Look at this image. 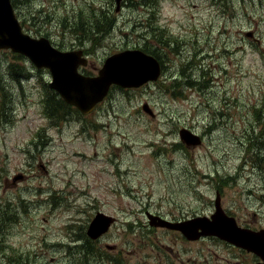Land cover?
Returning a JSON list of instances; mask_svg holds the SVG:
<instances>
[{
    "label": "rangeland",
    "instance_id": "1",
    "mask_svg": "<svg viewBox=\"0 0 264 264\" xmlns=\"http://www.w3.org/2000/svg\"><path fill=\"white\" fill-rule=\"evenodd\" d=\"M16 3L25 31L83 51L86 76L135 49L156 55L162 75L115 88L84 116L60 106L50 72L0 52V264H181L207 248L223 264L255 263L219 239L187 256L179 233L146 212L210 217L219 193L239 228L264 232V0ZM184 128L201 143H183ZM98 212L117 223L93 243Z\"/></svg>",
    "mask_w": 264,
    "mask_h": 264
},
{
    "label": "water",
    "instance_id": "2",
    "mask_svg": "<svg viewBox=\"0 0 264 264\" xmlns=\"http://www.w3.org/2000/svg\"><path fill=\"white\" fill-rule=\"evenodd\" d=\"M117 6L119 11L121 0H117ZM1 49H12L14 52L23 53L39 68H49L53 78L50 87L58 91L69 104L78 107L84 114L91 112L105 98L112 86L142 87L149 82L157 81L161 74L160 63L155 58L141 51H125L108 57L98 77H84L78 72L79 66L86 62L82 58V52L58 51L47 38L34 39L24 34L15 16L11 0H0ZM143 109L150 112L147 104L143 106ZM179 136L181 141L188 145L201 143V138L186 128L180 131ZM215 208L216 211L211 219L194 218L183 223L179 230L194 239L202 236H216L264 258V233L240 229L235 219L228 217L224 212L219 193H217ZM147 218L152 226L161 225L178 230L173 223L150 212ZM115 221V218L99 213L89 232L91 234L101 228L103 230L104 225L108 224L110 228ZM95 224L100 227L95 228ZM199 230H201L200 233Z\"/></svg>",
    "mask_w": 264,
    "mask_h": 264
},
{
    "label": "flooded vegetation",
    "instance_id": "3",
    "mask_svg": "<svg viewBox=\"0 0 264 264\" xmlns=\"http://www.w3.org/2000/svg\"><path fill=\"white\" fill-rule=\"evenodd\" d=\"M83 52V51H82ZM143 52H145V51H143ZM146 53V52H145ZM156 59H157V61L161 64V62L159 61V59L157 58V57H155ZM21 178H23V176H20V179ZM19 179V178H18ZM149 212H146V216H147V214H148ZM155 215V214H154ZM228 216H230L229 214H227ZM155 216H157V217H161V218H163L164 220H167V221H169V222H171V223H173L177 228H178V230H171V229H169V228H166L165 227V229H167V231L168 230H170V231H174L175 233H179V236L178 237H180V238H183V240H184V243H185V246H183L184 247V254L185 255H190V254H192V252H193V248L190 246V244L191 243H193V242H197V241H199V240H202V239H219V241L218 242H220L221 243V245L224 247H227V248H229L230 250H231V252H232V255H231V257L233 258V259H237L238 258V256L236 255V253H237V251L236 250H239V251H241V252H243V253H246V254H248L251 258H253L254 259V261H256L255 263H253L252 262V264H264V258L262 257V256H260L259 254H257V253H254V252H248L247 250H245V249H243V248H241V247H239V246H235V244L233 245V243L232 242H230V241H225V240H222V239H220V238H217V237H214V236H202V237H200V239H197V240H191V238L190 237H188L187 235H185L182 231H180L179 230V228H181V225L183 224V223H187V222H189V221H191V220H193L194 218H197V217H200V218H203V217H206V216H196V217H193V218H188L187 216H185V217H179V218H175V221H172V220H168V219H166V218H164V217H162V216H160V215H155ZM211 217V216H210ZM210 217H206V218H210ZM156 224H159V222H155ZM151 225V224H150ZM152 226V225H151ZM150 226V227H151ZM159 227H162L161 225H158ZM153 228V227H152ZM162 228H164V227H162ZM242 229H245V230H249V231H252V232H256V230H252V229H249V228H243V227H241ZM201 232V230H199V233ZM108 233H109V230L107 231V233H105L104 235H102L99 239H96V240H94V239H90V241H94L93 243H95V242H97V241H99L102 237H106L107 235H108ZM262 233H264V232H262ZM232 243V244H231ZM174 252V251H173ZM216 253V251H213V250H211L210 248H207V249H199L198 250V254L201 256V257H203V261H199V260H181V264H187V263H189V264H223L222 262H220L219 260L218 261H215L214 260V257H213V255ZM223 260V262L224 263H226V264H246L245 262H242V261H236V262H232L231 260H229V259H222Z\"/></svg>",
    "mask_w": 264,
    "mask_h": 264
},
{
    "label": "trees",
    "instance_id": "4",
    "mask_svg": "<svg viewBox=\"0 0 264 264\" xmlns=\"http://www.w3.org/2000/svg\"><path fill=\"white\" fill-rule=\"evenodd\" d=\"M134 1H138V0H134ZM139 1H141L143 4L144 3H146V5H148V6H154V5H156V4H158L161 0H139ZM145 30L146 31H148V30H151V32H152V34H153V32L156 30V28H155V26L152 24V23H148V25H147V27L145 28ZM153 36V35H152ZM170 38V37H169ZM175 44H176V47H179V43L176 41L175 42ZM170 45H171V42H170V39L169 40H167V42L166 41H162L161 42V48L162 49H166V50H169L170 48ZM152 55H154V54H152ZM154 57H157L156 55H154ZM114 90V89H113ZM174 95V94H173ZM58 99H59V104H60V106H65V104H64V102L62 101V99L61 98H59V96L56 94L55 95Z\"/></svg>",
    "mask_w": 264,
    "mask_h": 264
}]
</instances>
